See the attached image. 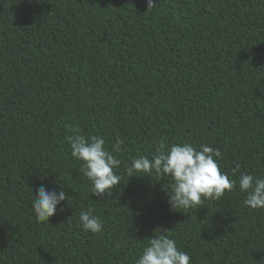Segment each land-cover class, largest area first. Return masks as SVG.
<instances>
[{
	"label": "trees",
	"instance_id": "1",
	"mask_svg": "<svg viewBox=\"0 0 264 264\" xmlns=\"http://www.w3.org/2000/svg\"><path fill=\"white\" fill-rule=\"evenodd\" d=\"M0 264H264V0H0Z\"/></svg>",
	"mask_w": 264,
	"mask_h": 264
}]
</instances>
